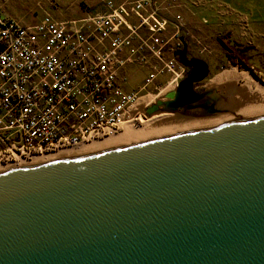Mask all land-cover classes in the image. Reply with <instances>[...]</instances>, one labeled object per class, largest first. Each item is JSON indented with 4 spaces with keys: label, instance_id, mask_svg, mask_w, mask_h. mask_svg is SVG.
Returning <instances> with one entry per match:
<instances>
[{
    "label": "water",
    "instance_id": "obj_1",
    "mask_svg": "<svg viewBox=\"0 0 264 264\" xmlns=\"http://www.w3.org/2000/svg\"><path fill=\"white\" fill-rule=\"evenodd\" d=\"M0 264H264V116L0 172Z\"/></svg>",
    "mask_w": 264,
    "mask_h": 264
},
{
    "label": "built area",
    "instance_id": "obj_2",
    "mask_svg": "<svg viewBox=\"0 0 264 264\" xmlns=\"http://www.w3.org/2000/svg\"><path fill=\"white\" fill-rule=\"evenodd\" d=\"M34 2L41 18L30 24L0 8L1 173L102 141L145 117L184 76L186 66L174 57L180 38H194L171 11L178 0H99V8L74 19L57 18L51 0ZM167 25L171 32L161 41ZM129 64L148 72L135 91L119 77Z\"/></svg>",
    "mask_w": 264,
    "mask_h": 264
},
{
    "label": "rangeland",
    "instance_id": "obj_3",
    "mask_svg": "<svg viewBox=\"0 0 264 264\" xmlns=\"http://www.w3.org/2000/svg\"><path fill=\"white\" fill-rule=\"evenodd\" d=\"M35 0H0V8L5 17H12L21 24H30L35 21H39L41 18V11L36 8ZM55 3L57 11V18L59 19H74L77 17H83L87 13L99 8V0H51ZM123 0H112L114 3L121 2ZM162 1V0H158ZM204 2V4L215 6L214 8L226 7L234 8L247 15V20L241 22V24H233L230 21H223L218 19L217 16L209 17L202 14L200 23L202 28L197 30L191 28V17H196L198 14L193 10L194 0H178L176 8H172L173 14H178L183 18L186 26L194 35V38L189 39L188 46L193 53L201 55L202 59H205L209 63H220L222 66L216 69L213 66L212 74L217 76H224L226 74L234 76H243L238 73L240 71L247 70L253 72L252 69H248L246 62L242 65L235 64L232 61H227L226 58L233 54H240L247 50V44L244 39L246 34L251 30L253 32H261L264 34V0H198ZM194 14V15H193ZM206 18V19H205ZM173 22L174 19L172 17ZM250 26V27H249ZM249 27V29H248ZM171 32V26L167 25V30L161 34V41L165 40ZM248 35V34H247ZM197 37V39H195ZM171 45L176 46V40L171 41ZM201 48L205 50L201 51ZM171 52L166 53V57H170ZM243 63V62H241ZM244 66V67H243ZM246 72V73H247ZM148 72L141 68V65L129 64L120 73V78H126L124 82V88L126 91H135L138 89V85H141L146 74ZM243 73V72H241ZM254 73V72H253ZM252 74V73H251ZM216 76V77H217ZM212 77V76H211ZM215 77V78H216ZM218 78V77H217ZM213 79V78H212ZM158 80V79H157ZM148 99L142 100L146 101ZM149 116V115H148ZM147 117H143L144 119ZM151 140V139H148ZM147 140V141H148ZM145 143V142H144ZM129 145V144H128ZM126 146V145H125Z\"/></svg>",
    "mask_w": 264,
    "mask_h": 264
},
{
    "label": "bare ground",
    "instance_id": "obj_4",
    "mask_svg": "<svg viewBox=\"0 0 264 264\" xmlns=\"http://www.w3.org/2000/svg\"><path fill=\"white\" fill-rule=\"evenodd\" d=\"M238 77H239L238 75L237 76L230 75L226 77L223 81L218 83L216 82V84H221L223 82H228L230 80H236ZM241 77L246 78L248 83L253 85V87L250 85L249 88L247 87L248 91L246 89L233 91L235 96L241 97L243 100L246 101L245 103L246 110L243 113L235 114V115L233 114V116L229 115L227 117L226 116L219 118L215 117L207 121H203V122L199 121L186 126L185 125L170 126V124H167L168 122L164 123L165 122L164 119L162 120V118L166 115H161V113L157 112L149 116L147 115L145 119L138 117L136 120L134 119L127 120L125 123H123V130H121L118 134L107 137L102 141H95L89 144H82L80 146L77 145L66 151L65 150L59 151L58 153H53L49 155L44 154L38 158H35L34 160L31 159L32 161L30 162H21L19 165L12 164L11 167L6 168L5 170H9V171L20 170L27 167L42 166L45 164L49 165L61 159L65 160L77 156L82 157L89 154H97L104 151H114L120 148L124 149L137 144L140 145L143 144L144 142H147L148 139L152 140L167 135L172 136L181 133L186 134L189 132H194V130L196 129L204 130V128L210 124L211 125L215 124L218 126V124L222 125L221 123L223 124L230 122L233 123L235 121L245 118L248 119L254 116L255 117L264 116V85L259 81H257V79H255L250 73L248 74L246 73ZM223 86H218L217 88H219L221 91V89H223ZM142 100L143 99L139 101L141 102Z\"/></svg>",
    "mask_w": 264,
    "mask_h": 264
},
{
    "label": "flooded vegetation",
    "instance_id": "obj_5",
    "mask_svg": "<svg viewBox=\"0 0 264 264\" xmlns=\"http://www.w3.org/2000/svg\"><path fill=\"white\" fill-rule=\"evenodd\" d=\"M184 39L186 40L185 42L187 43L185 58L187 62H189L190 66L189 67L186 66V71L181 79L185 77L187 78L188 75H190L191 73H195L196 77L202 76L203 73L201 72V66H199L200 65L199 62L195 61V59H202V57L201 55L193 53V51L189 49L187 41H189V39L191 38L184 37ZM182 47L183 46L180 41V43L175 49V54H174L175 55L174 57L177 58L178 60L180 59L181 54L183 55V53H181L180 55L177 53L178 50L182 49ZM239 57H240L239 54L238 55L233 54L230 57H227L226 60L232 61L235 64H238V62L239 63L243 62L244 64L246 61L240 59ZM202 60L208 64L209 72L207 77H205L202 81L195 84L194 89L200 95L199 99L187 104L183 103L178 106H170L167 103V99L162 98L161 101L163 100L164 102L158 104V110H159L158 113H161V115H166L162 118V120L164 119L165 121V122L163 121L164 123L168 122L167 124H170V126H183V125L186 126L199 121L200 122L207 121L215 117L216 118L225 117V116L227 117L229 115L233 116V114L235 115L245 112L246 101L243 100L241 97L235 96V94L231 89H229L228 87L227 88L223 87V89H221L220 91L219 88L211 87L208 85V81L213 75L212 74L213 69L214 68L216 69V67L220 68L222 64L220 65V63L217 62L213 64V63H209L205 59ZM212 65L214 66V68ZM221 124L225 125L223 123ZM211 126H217V125L210 124L207 125L204 129L209 128ZM218 126H220V124H218ZM195 131H197V129L194 130V132Z\"/></svg>",
    "mask_w": 264,
    "mask_h": 264
},
{
    "label": "crops",
    "instance_id": "obj_6",
    "mask_svg": "<svg viewBox=\"0 0 264 264\" xmlns=\"http://www.w3.org/2000/svg\"><path fill=\"white\" fill-rule=\"evenodd\" d=\"M192 6H193V10H195L198 15L196 17L190 18V22H191L190 25H191L192 30L199 31V32H196L198 34H200V32L202 31V30L201 31L199 30L202 28L201 27L202 24L200 23V19L202 17V14H205L209 17L217 16L218 19H223V21H230L233 24H241V22L248 21L247 15L240 13L239 10L234 9V8L227 9L226 7H223V5L221 7L214 8L215 6L204 4V2H202V1L194 0V4ZM249 27H248V29H249ZM247 34H246V38L244 39V41H246V44H247V50L244 51L243 53H240L239 58L246 61V64L249 67L248 69H252V71L254 72V73L250 72V71L247 72V70H246L247 74L252 73L251 75L255 79H257V81H259L260 83H262L264 85V34L261 32L251 33L250 29L247 32ZM239 64L242 65L243 63L238 62V65ZM241 72H243V73H241ZM246 72L240 71V72L234 73V74L244 75V74H246ZM229 74H231V73H229ZM229 74H226L222 77L220 75L217 76V74L214 73L212 75V77L209 79L208 85L211 87L215 86L216 88L218 86L224 85L223 86L224 88L228 87L229 89H232V91H234V90L238 91V90H242V89H246L248 91L249 85L253 87V85L249 84L247 79L244 77H238L236 80H230L228 82L216 84V82L218 83V82L223 81L226 77L229 76ZM243 83H246V84H243Z\"/></svg>",
    "mask_w": 264,
    "mask_h": 264
}]
</instances>
